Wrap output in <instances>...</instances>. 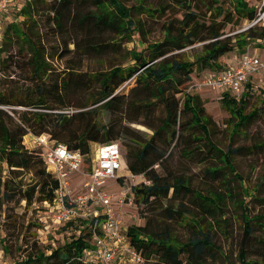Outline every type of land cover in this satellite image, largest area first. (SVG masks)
<instances>
[{"label": "trees", "instance_id": "obj_1", "mask_svg": "<svg viewBox=\"0 0 264 264\" xmlns=\"http://www.w3.org/2000/svg\"><path fill=\"white\" fill-rule=\"evenodd\" d=\"M229 2L226 7L219 0H167L151 8L140 3L125 6L120 0H24L17 6L14 18L22 17L20 26L7 21L0 53L12 57L9 51L13 46L18 55L25 49L27 57L15 63L26 70L32 87L0 91V105L10 106L7 110L0 108V207L15 194L26 207L53 200L56 180L45 171L38 153L22 144L26 132L46 133L67 148L79 150L84 159L89 142H115L127 171L142 174L148 181L129 186L133 205L143 222L120 231L127 244L140 253L143 263L219 264L225 260L226 252L217 239L220 236L230 243L229 222L236 210L238 264H264V168L253 185L246 186L233 163L236 156L264 148V139L249 145L227 144L221 149L210 138V119L205 116L200 97L184 90L192 80L193 67L220 70L223 66L217 62L219 57L233 49L242 52L251 41L264 48L262 27L226 34L227 24H243L254 12V7L244 0ZM138 8L152 17L170 9L181 13L180 17L170 16L162 22L158 40L147 42L138 35L140 48L133 47L123 62L87 71H76L75 63H71L51 77L41 33L35 28V15L45 14L60 40L57 46L50 45L55 47L53 54L59 48V57L72 51L83 57H101L131 40L134 32H140L141 24L132 16ZM69 43L72 49H68ZM194 43H201L200 49L187 59L183 49ZM131 77L134 84L126 94L114 93ZM225 93L229 94L223 92L221 102L229 117L236 118L231 134L264 113V92L246 112L247 92L238 102ZM157 105L162 113L154 121L148 114ZM120 108L131 113L128 122L146 114L147 121L141 124L151 133L144 136L122 125ZM70 109L73 111L68 119L60 123L65 110ZM101 110L110 115L106 123L96 119ZM162 142H173L174 147L180 144L181 155L187 159L203 151L200 161L207 163L202 176L210 188L202 192L191 185L189 175L165 170ZM23 171L32 172L35 180L22 187L19 175ZM123 179L118 176L114 181ZM235 179L238 191L231 184ZM249 203L260 209L250 214ZM92 222V217L68 219L56 230L70 228L72 233L53 246L40 247L38 235L33 234L28 251L12 264H88L82 260V250L92 247Z\"/></svg>", "mask_w": 264, "mask_h": 264}, {"label": "rangeland", "instance_id": "obj_2", "mask_svg": "<svg viewBox=\"0 0 264 264\" xmlns=\"http://www.w3.org/2000/svg\"><path fill=\"white\" fill-rule=\"evenodd\" d=\"M125 6H131L137 3L141 5H147L149 7H154L159 5V3H164L167 0H120ZM223 3L224 6L229 7L230 2L229 0H219ZM247 5L255 7L258 0H244ZM24 0H11L10 6L8 5L4 13L0 16V43L3 34V28L7 21L10 19L14 24H16L19 28L20 23L19 20L22 19L21 16L14 18L15 8L23 3ZM137 11H132V16L134 19H138L141 24L140 32H134L131 35V40L122 42L116 51L103 55L101 57H83L80 56L79 52H70L64 57H59L58 52L60 49L58 48L56 52L53 54L52 46H57L58 42L55 36V30L52 24L47 23L45 19V14L40 16L35 15L34 17L37 19V24L35 26L37 32H40L41 41L45 50V61L48 62L49 66L51 67V77H54L56 71H59L71 63H75V70L76 71H87V70H101L106 69L112 63H119L123 62L128 58V52L132 50L134 47L135 49L140 48L138 35L142 37V39L146 40L147 42L158 40L161 37L160 26L162 22L170 16L180 17L181 11L178 9H170L166 10L161 16H150L143 12L141 9H136ZM242 24V21L235 25L231 26L227 24L224 28L226 34L233 33L234 31L239 28ZM72 36V31L69 32ZM122 40V37L121 39ZM201 43H194L193 45L186 47L183 49L184 57L187 59H191V54L196 52L200 49ZM68 49H72V44L69 43L67 45ZM249 50H256L257 49L255 44L248 45ZM260 54L264 53V50L259 51ZM12 57H4L5 54L0 53V91L1 90H17V89H24L26 87H32V83L29 81L26 70L21 69L15 63V60L22 61L23 58L27 57V53L25 49L22 50L21 55L15 53V46L11 48L9 51ZM238 55V51L233 49L232 51L226 53L225 55L218 58L217 62L222 65H232V59ZM207 68L202 70H197L193 67L191 75L192 80H196L202 73H205ZM134 84V78L131 77L121 83L114 91L117 93L126 94L129 87ZM187 87V86H186ZM184 88V90L186 89ZM193 94H197L204 107L205 116L210 119L209 128H210V138L211 140L221 149H225L226 145L229 144L230 146H240V145H249L255 142H262L264 139V113L261 112L259 116H257L252 122L246 124L241 127L237 132L231 134L232 128L234 126L236 118L229 117V113L226 110V107L221 102L223 97V92L218 91H211L208 89H202L197 92H190ZM226 94V93H225ZM260 92L251 93L249 95L248 105L244 108V112L248 111L252 107H254L257 103L259 98ZM226 97H231L229 94H226ZM238 102V101H236ZM17 111H21L22 108H16ZM73 110H65V114L68 116L70 112ZM162 109L160 105H157L153 111H151L148 115L152 116L154 121L155 117L161 115ZM116 114V113H115ZM231 115V114H230ZM118 116L121 119L122 125H128L130 128L138 131L141 135H149L151 130L141 124L142 121H147L145 118L146 114H141L137 117L136 121L128 122L127 116H132L130 112L123 110L120 108V114ZM110 115L108 112L104 110L98 111L97 114V121L99 123H106L109 119ZM68 119V117H67ZM157 123V122H155ZM75 128L76 126L73 125ZM119 141V140H118ZM117 141V142H118ZM161 142V141H160ZM97 142H89L88 143V154L86 159L83 162V169L87 165V161L92 155L94 149L96 148ZM161 147L166 150L165 158L163 159V165L165 170L172 171L176 174H186L190 177L191 185L202 191L205 192L210 188L208 183L204 180L202 176V169L206 165L207 161L201 162L200 157L202 152L198 154L195 158H184L180 152V144L173 145L166 144V142H162ZM200 148L198 145L197 149ZM122 150V147L120 146ZM234 168L237 174L243 177L244 184L246 186H251L259 177L260 173L264 168V148L260 149L258 152L249 154V155H242L236 156L233 159ZM156 167V166H155ZM123 170V169H122ZM121 170V171H122ZM229 176V174L227 175ZM143 177V176H142ZM20 181L22 183V187L27 184L31 183L35 180V176L32 172L23 171L19 175ZM144 178V177H143ZM74 186L79 185L81 188L82 177L80 174L74 175L71 179ZM231 184L233 185L234 191H238L239 187L237 185V180H232ZM132 185V181L129 178H124L122 181H114L109 180L107 182V191L116 193L118 190L125 188L127 186ZM240 196V195H238ZM34 205H38L37 203L31 204L29 207L25 206V203L18 199V194H15L12 199L4 202L0 207V245L2 250V256L0 258V264H12L19 260L23 255L28 251L27 245L32 241L33 234H37L40 247L45 246H53L55 244H60L61 240L68 237L72 230L70 228L66 229H58L52 226L48 219H46V225L44 227H40L41 233L37 232L39 228V221L36 218V214H41L42 209H37ZM250 209V214L256 213L260 208L258 205L249 203L248 204ZM126 213L121 215L123 219V223L121 225L120 231H123L126 226L130 224H141L143 219L139 217L137 213V207L135 204L132 206H126L125 209ZM235 211L233 215L230 217L229 222V230L230 234H232L230 243H226L223 238L219 236L217 239L221 244L222 249L226 252L225 260L222 262L219 261V264H238L236 260V246L235 241L239 235V227L238 222L239 218H236ZM46 216V213H45ZM65 222V221H64ZM122 222V220H121ZM63 224V223H62ZM59 227V226H58ZM55 230V231H54ZM181 231V229H179ZM113 264H130L127 263L125 260L122 261L120 259H116ZM143 264H160L155 262H144Z\"/></svg>", "mask_w": 264, "mask_h": 264}, {"label": "built area", "instance_id": "obj_3", "mask_svg": "<svg viewBox=\"0 0 264 264\" xmlns=\"http://www.w3.org/2000/svg\"><path fill=\"white\" fill-rule=\"evenodd\" d=\"M10 1L0 0V16L10 6ZM254 26L264 28V0H258L252 17L234 32ZM251 44L254 42L247 43L244 50L232 59V65L223 66L220 70H207L196 80H191L185 91L190 93L208 89L218 93L228 92L234 101H238L243 92L249 95L264 92V53L249 50L248 45ZM255 46L259 49L258 45ZM0 108L7 110L10 106L0 105ZM22 144L38 153L45 171L57 183L51 202L42 201L34 205L36 210L42 209L41 214H36L40 223L38 233L46 225V219L57 228L68 219L92 217V247L82 250L84 262L113 264L116 259H120L130 264L143 263L140 253L127 244L120 232L121 215L126 213V206L133 205L129 186L116 193L109 192L106 188L107 182L118 176L129 178L132 185L148 181L142 174L121 171L126 167L117 143L96 145L85 169L83 153L67 148L46 133L33 134L28 131L22 136ZM78 174L82 177V183L81 188L77 189L71 185V179ZM1 256L0 245V258Z\"/></svg>", "mask_w": 264, "mask_h": 264}, {"label": "crops", "instance_id": "obj_4", "mask_svg": "<svg viewBox=\"0 0 264 264\" xmlns=\"http://www.w3.org/2000/svg\"><path fill=\"white\" fill-rule=\"evenodd\" d=\"M259 49H260V50H264V48H262L260 45H259ZM260 50H259V51H260ZM259 51H258V52H259ZM259 53H260V52H259ZM233 63H234V62H233ZM224 66H225V65H224ZM122 172H123V173H126V172H127V169L124 168V169L122 170ZM71 185H73V182H72V181H71ZM73 186H74V185H73ZM75 188L78 189V188H79V185L77 184V186H75ZM121 220H122V222H121V225H122V223H123V219L121 218ZM66 221H67V220H66ZM112 263H113V262H112Z\"/></svg>", "mask_w": 264, "mask_h": 264}, {"label": "water", "instance_id": "obj_5", "mask_svg": "<svg viewBox=\"0 0 264 264\" xmlns=\"http://www.w3.org/2000/svg\"><path fill=\"white\" fill-rule=\"evenodd\" d=\"M67 115H64L60 123H64L67 120Z\"/></svg>", "mask_w": 264, "mask_h": 264}]
</instances>
